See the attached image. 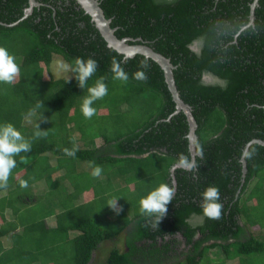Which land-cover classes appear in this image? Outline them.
I'll list each match as a JSON object with an SVG mask.
<instances>
[{
  "label": "trees",
  "instance_id": "trees-1",
  "mask_svg": "<svg viewBox=\"0 0 264 264\" xmlns=\"http://www.w3.org/2000/svg\"><path fill=\"white\" fill-rule=\"evenodd\" d=\"M36 1L11 25L28 0H0V174H9L0 189L10 185L12 171L25 170L19 188L38 167L45 173L60 168L49 194L55 193L61 210L57 226L48 228L40 218L24 226V235L14 234V246L23 247L13 249L15 261L56 264L69 252L73 264L162 263L170 245L181 244L179 233L191 259L218 244L240 257L263 251L262 243L245 236L239 216L255 210L248 201L262 203L264 145L244 148L252 139L264 140V0L254 7L252 24L253 0H99L117 37L141 38L175 66L197 138L194 164L173 171L174 192L171 165L191 160L188 123L183 111L174 113L161 67L108 47L75 0ZM54 54L68 62L70 78L44 77ZM207 73L219 81L204 82ZM91 87L95 94L115 90L106 112L116 125L123 121L121 128L84 131L77 113L92 109ZM123 104L137 118L125 122ZM50 158L56 166L50 167ZM113 176L125 190L121 196L112 191ZM84 191L90 199L77 202ZM124 229V246L113 244L104 259L91 262L100 244L114 242ZM13 230L10 222L2 225L0 237ZM72 230L78 233L70 237Z\"/></svg>",
  "mask_w": 264,
  "mask_h": 264
},
{
  "label": "crops",
  "instance_id": "crops-1",
  "mask_svg": "<svg viewBox=\"0 0 264 264\" xmlns=\"http://www.w3.org/2000/svg\"><path fill=\"white\" fill-rule=\"evenodd\" d=\"M96 143V141H95ZM96 145H100L96 143ZM50 167L56 166V159L50 158L49 159ZM81 167H85L84 164L81 165ZM78 167L77 169L81 168ZM13 175L11 177V182L9 181L10 185L5 186L0 189V205L2 204L3 207L0 208V227L2 225L7 226V224L10 222L12 223V227L16 230H13L4 236L0 237V264L1 260L3 258L2 254L5 252H9L12 249H18L23 250V247H17L14 246V240L13 237L14 234H22V229L24 226H26V220L27 217L23 220L21 224V229H18V218L17 213L27 205V203L30 204H37L39 198L47 197L48 201L46 204V207L37 215L36 221L37 222L40 218H42L44 224L48 228H52L57 226L58 224V213L61 210V207L59 206L57 197H55L54 194H49V186L58 179L59 175L62 173V170L60 168L52 169L49 173H45L44 170L40 167L36 169L35 171H31L32 177L28 179L26 176V181L21 184L18 187H16V184L18 181H21L22 175L25 173L24 168L20 169L18 171H12ZM8 175V178H6ZM0 179H8L9 180V174L8 173H1ZM255 181L253 182V184ZM69 186V185H67ZM9 189L12 192H9ZM15 189V190H14ZM260 193V199L262 200V203L255 202V200L248 201L249 210L254 207L255 210L250 211L245 216H239V224L244 228L245 236L248 238L252 236L256 241L259 243H262V246L264 248V217H260L259 214H264L263 212H257L258 208L264 207V181L262 184ZM19 191L20 195L16 196V193ZM68 191H71V187H68ZM67 191V192H68ZM44 194L42 195V193ZM46 194V195H45ZM90 191H84L82 195L78 198H75L77 202H82L90 199ZM250 214V215H249ZM252 214V216H251ZM255 214V215H254ZM249 215V216H248ZM4 217V218H2ZM254 220L255 222H250L249 219ZM201 221V219H200ZM33 223V222H31ZM194 224V223H193ZM78 231L72 230L69 232V236L73 237L76 236ZM126 230L124 229L119 234L118 238L112 241H106L102 244L105 245L108 249L113 244H116L117 246L121 247L124 246V238ZM199 234L196 235L198 237ZM176 238L178 241L181 242V244L176 245H170V251L172 253L167 257V259L162 263H156V264H264V250L259 253H253L248 256L241 255L238 256L235 251L231 252L230 254H226V252L223 250L221 244L212 246L208 248L201 256L196 254L194 259H191L192 256H194V253L190 249V245H186L184 243V238L182 234H177ZM9 241V243H7ZM229 241H232V239H229ZM211 243V241L203 244V247L205 245H208ZM23 246V244H19ZM230 252V251H227ZM108 254V252H107ZM107 254L101 252V244L96 252H93L91 262H99L100 260L104 259ZM10 258V257H9ZM7 259V262H10V259ZM62 262V261H61ZM54 264V263H50Z\"/></svg>",
  "mask_w": 264,
  "mask_h": 264
},
{
  "label": "water",
  "instance_id": "water-1",
  "mask_svg": "<svg viewBox=\"0 0 264 264\" xmlns=\"http://www.w3.org/2000/svg\"><path fill=\"white\" fill-rule=\"evenodd\" d=\"M80 7L84 10L85 13H87L90 16L91 21L95 24L96 28L100 32L101 36L106 41V44L108 47H111L115 49L117 52L123 54L124 57H133L135 54H141L144 55L147 58H151L153 61H155L163 70L164 79L167 84V87L171 93V97L173 101L175 102V110L174 113L178 111H183V113L186 116L187 123H188V132H187V138H188V147L189 152L191 155V160L188 164H180V163H174L170 167V173L172 177V183L174 185L173 192L175 191V178L173 171L177 167H184L189 168L194 164L195 159V141H196V134H195V128H196V121L192 115L191 107L188 103L184 102L183 99L179 95V91L177 90L174 76H173V68L175 67L173 63L170 61V59L163 55L160 52L155 51L153 48H151L146 43L140 41L141 38H132V37H117V35L114 33L115 28L111 27L110 22L111 19L106 17L102 8L100 7L99 0H75ZM258 0H253L250 5V13H249V22L248 24L253 23L254 19V7L257 5ZM39 2L36 0H28V6L24 8L22 16L15 22L10 23L15 24L20 19L26 17L28 14L32 12V9L34 6H37ZM138 40L137 42H135ZM191 48L198 49L197 44L194 42L191 45ZM202 80L204 82H215L219 81L216 77L210 75L209 73L204 74L202 77ZM252 142H258L260 144L264 145V140L261 139H252L249 142L246 143L244 152H246L248 146ZM242 162V172L243 176L246 172V162L244 158V154L241 157Z\"/></svg>",
  "mask_w": 264,
  "mask_h": 264
},
{
  "label": "rangeland",
  "instance_id": "rangeland-1",
  "mask_svg": "<svg viewBox=\"0 0 264 264\" xmlns=\"http://www.w3.org/2000/svg\"><path fill=\"white\" fill-rule=\"evenodd\" d=\"M47 71V70H46ZM45 71L44 77H47V75H52L54 78H70L72 76L71 71L69 69L68 62L60 55V54H54L52 57V60L50 62V68L48 69V72ZM48 73V74H47ZM16 78V77H14ZM117 89V87H114ZM94 90L93 87H91L90 90L87 91V94L92 96L93 94L95 95V100L91 103L93 104L92 109L85 111V108H83L79 113H77V116L79 117V121L83 122L84 125V131L88 133V135L91 134H96L99 135L100 133H107L109 134L111 131H115L119 128H121L124 123H120L119 125H116V122L113 121L114 118L108 116L107 114V107L111 105V99L116 97L117 94H115L114 91L108 92L107 90L102 91L100 89L99 92L96 94L92 91ZM117 92V91H116ZM118 93V92H117ZM98 108H95L97 107ZM95 108V111H94ZM120 110H124L123 113V119H126L125 122L131 121L134 117L135 113H137L134 109L130 110V108L127 106V104H123L120 106ZM105 112V113H104ZM102 113V114H99ZM124 129V128H123ZM78 134V133H76ZM79 135V134H78ZM87 135V136H88ZM96 143L101 144L102 139L98 136L95 139ZM117 176H113L110 182V185L113 186L112 191L114 193H118L119 196H121L122 191L125 192V190L119 187V182ZM106 182V181H105ZM104 183V182H103ZM122 187V186H121ZM118 190V191H117ZM131 191L133 189H130ZM130 192V191H129ZM44 192L42 193V195ZM130 194V193H129ZM259 194V193H258ZM257 194V195H258ZM46 195V194H45ZM131 195V194H130ZM257 195L255 198H257ZM48 198L45 196L42 199L39 198L37 204H30L27 203L26 206H24L18 213H17V218H18V229H21V224L23 220L27 217L26 223H31L36 221L37 215L46 207ZM129 214H133L134 209L131 208L130 206L127 208ZM9 243V241H7ZM13 250V249H12ZM10 250L9 252H5L2 256L1 264H19L20 260L15 261L17 251L16 250ZM109 249L101 244V252L104 253L105 255ZM69 256L70 253H67V258L63 259L61 262L60 258L56 259L55 262L56 264L58 263V260L61 264H73L72 261H69ZM10 257V262H7L6 258ZM69 261V262H68Z\"/></svg>",
  "mask_w": 264,
  "mask_h": 264
}]
</instances>
